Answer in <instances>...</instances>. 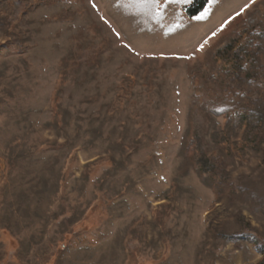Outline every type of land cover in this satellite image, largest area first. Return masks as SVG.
<instances>
[{"label":"rangeland","instance_id":"rangeland-1","mask_svg":"<svg viewBox=\"0 0 264 264\" xmlns=\"http://www.w3.org/2000/svg\"><path fill=\"white\" fill-rule=\"evenodd\" d=\"M191 1L0 0V264L259 262L256 83L215 55L264 0Z\"/></svg>","mask_w":264,"mask_h":264},{"label":"trees","instance_id":"trees-1","mask_svg":"<svg viewBox=\"0 0 264 264\" xmlns=\"http://www.w3.org/2000/svg\"><path fill=\"white\" fill-rule=\"evenodd\" d=\"M209 0H192L184 9L188 18H193L205 10ZM241 21L245 23L246 30L250 31V38L243 41L235 50H231L229 45L219 48L216 51L217 57L223 60H231L234 63L236 78L239 85L244 84L247 78L256 83L257 98L253 101L249 100L246 107L247 113L244 115V121L247 125H255L264 128V83L259 80V71L264 68L262 57L264 56V25L262 21L255 15L249 16L245 14L241 17ZM246 58L250 61L248 65H241V60ZM244 78L241 79V76ZM239 99L245 103L244 95H240ZM196 148V138L191 140L189 150ZM225 236V235H223ZM229 240H235L234 236H226ZM248 241L254 244L257 252L261 255V259L257 264H264V245L259 244L253 237H247Z\"/></svg>","mask_w":264,"mask_h":264},{"label":"snow or ice","instance_id":"snow-or-ice-1","mask_svg":"<svg viewBox=\"0 0 264 264\" xmlns=\"http://www.w3.org/2000/svg\"><path fill=\"white\" fill-rule=\"evenodd\" d=\"M133 2L147 5V4H151V3H156L157 0H133ZM237 15H239V13H237ZM200 18H202V17H200ZM213 35H215V33Z\"/></svg>","mask_w":264,"mask_h":264}]
</instances>
